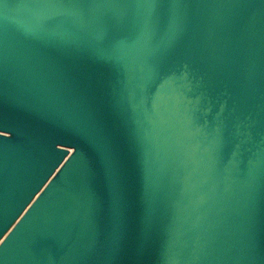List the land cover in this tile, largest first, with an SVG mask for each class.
Listing matches in <instances>:
<instances>
[{
  "label": "water",
  "instance_id": "obj_1",
  "mask_svg": "<svg viewBox=\"0 0 264 264\" xmlns=\"http://www.w3.org/2000/svg\"><path fill=\"white\" fill-rule=\"evenodd\" d=\"M0 264H264V0H0Z\"/></svg>",
  "mask_w": 264,
  "mask_h": 264
}]
</instances>
